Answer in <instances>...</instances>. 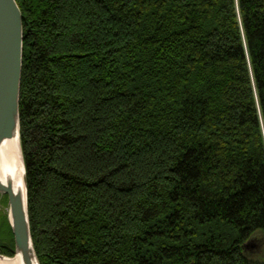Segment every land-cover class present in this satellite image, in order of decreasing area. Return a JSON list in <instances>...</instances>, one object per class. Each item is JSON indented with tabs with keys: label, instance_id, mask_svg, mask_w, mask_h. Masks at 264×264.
<instances>
[{
	"label": "trees",
	"instance_id": "trees-1",
	"mask_svg": "<svg viewBox=\"0 0 264 264\" xmlns=\"http://www.w3.org/2000/svg\"><path fill=\"white\" fill-rule=\"evenodd\" d=\"M15 1L39 264H264V0Z\"/></svg>",
	"mask_w": 264,
	"mask_h": 264
},
{
	"label": "water",
	"instance_id": "water-1",
	"mask_svg": "<svg viewBox=\"0 0 264 264\" xmlns=\"http://www.w3.org/2000/svg\"><path fill=\"white\" fill-rule=\"evenodd\" d=\"M22 41V15L16 1L0 0V146L4 140L14 136L18 137L20 144L19 89ZM23 185V191L14 188L12 176L8 171L2 170L0 199L7 197L6 216L13 234V254L19 252L23 264H39L30 234L24 160ZM0 256L7 255L0 253Z\"/></svg>",
	"mask_w": 264,
	"mask_h": 264
},
{
	"label": "bare ground",
	"instance_id": "bare-ground-1",
	"mask_svg": "<svg viewBox=\"0 0 264 264\" xmlns=\"http://www.w3.org/2000/svg\"><path fill=\"white\" fill-rule=\"evenodd\" d=\"M8 171L12 176L13 186L19 191L24 190L23 160L17 136L8 138L0 146V174ZM0 264H23L21 255L16 252L12 256H0Z\"/></svg>",
	"mask_w": 264,
	"mask_h": 264
},
{
	"label": "rangeland",
	"instance_id": "rangeland-1",
	"mask_svg": "<svg viewBox=\"0 0 264 264\" xmlns=\"http://www.w3.org/2000/svg\"><path fill=\"white\" fill-rule=\"evenodd\" d=\"M6 207H7V205H6ZM5 210H6V208H3V207L0 205V211H1L2 213H4Z\"/></svg>",
	"mask_w": 264,
	"mask_h": 264
}]
</instances>
